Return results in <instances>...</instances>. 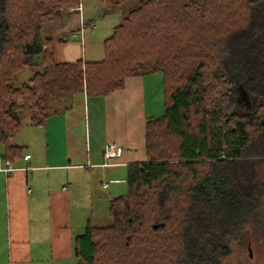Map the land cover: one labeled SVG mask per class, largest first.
<instances>
[{
    "label": "trees",
    "instance_id": "obj_1",
    "mask_svg": "<svg viewBox=\"0 0 264 264\" xmlns=\"http://www.w3.org/2000/svg\"><path fill=\"white\" fill-rule=\"evenodd\" d=\"M78 2L0 0L4 157H20L14 137L74 95L161 74L165 111L146 123L148 160L127 168L128 192L109 204L113 224L75 239L76 264H227L248 226L264 222V0H140L121 13L103 60L58 63L42 28Z\"/></svg>",
    "mask_w": 264,
    "mask_h": 264
},
{
    "label": "crops",
    "instance_id": "obj_2",
    "mask_svg": "<svg viewBox=\"0 0 264 264\" xmlns=\"http://www.w3.org/2000/svg\"><path fill=\"white\" fill-rule=\"evenodd\" d=\"M88 26L83 13L44 23L58 63L100 60L101 50L84 47ZM164 111V78L147 74L127 78L106 96L78 93L44 126L23 127L12 142L21 155L9 161L19 170L0 171V264H76L75 239L93 214L87 204L105 202L109 209L113 198L124 195L121 185L112 187L125 184L130 165L147 162L146 123ZM110 142L121 154L114 166L103 167ZM5 152L0 145L6 162Z\"/></svg>",
    "mask_w": 264,
    "mask_h": 264
},
{
    "label": "rangeland",
    "instance_id": "obj_3",
    "mask_svg": "<svg viewBox=\"0 0 264 264\" xmlns=\"http://www.w3.org/2000/svg\"><path fill=\"white\" fill-rule=\"evenodd\" d=\"M140 0H131L125 3L123 6L113 7V1L107 0H82L78 2V6L75 8H69L65 14H77L80 13L78 9L82 7L83 19L86 23L91 24L85 29V43L87 49L90 50L97 48L101 50V58L99 61L104 59V41L111 37L113 30L116 26L121 23V13H128L132 9L138 6ZM114 8V9H113ZM72 11L73 13H68ZM62 18V17H61ZM90 21V22H89ZM91 36V38H90ZM92 36H94L92 38ZM83 38V36H82ZM37 70L36 67H31L21 71L17 77L13 80V84L16 87H20L23 83L27 82ZM13 142V141H12ZM123 188V194L126 195L128 192L127 183H117L112 188L117 187L118 189ZM118 197V196H116ZM103 203V202H102ZM88 203V207L93 208V214L90 211V225L94 227H108L113 224V219L110 216V212L107 204L105 203ZM93 205V206H92ZM242 245L234 247V253L225 260L227 264H264V222L253 223L248 226L247 236ZM249 248H251V254Z\"/></svg>",
    "mask_w": 264,
    "mask_h": 264
},
{
    "label": "built area",
    "instance_id": "obj_4",
    "mask_svg": "<svg viewBox=\"0 0 264 264\" xmlns=\"http://www.w3.org/2000/svg\"><path fill=\"white\" fill-rule=\"evenodd\" d=\"M82 1V0H80ZM82 7H80L78 9V11H80V13L78 14H82ZM68 13H73L72 11H68ZM121 154V149L120 147L115 143V142H110L106 145L105 147V151H104V159L105 162L102 165L103 167H111L114 166V161L117 160L120 157ZM26 160L30 159V155H27L25 157ZM19 170L18 168L14 167L12 163L8 162V161H3L2 157L0 156V171L5 172V173H12ZM24 170L29 171L30 168H24ZM105 187H108L109 184H105Z\"/></svg>",
    "mask_w": 264,
    "mask_h": 264
},
{
    "label": "water",
    "instance_id": "obj_5",
    "mask_svg": "<svg viewBox=\"0 0 264 264\" xmlns=\"http://www.w3.org/2000/svg\"><path fill=\"white\" fill-rule=\"evenodd\" d=\"M249 251H250V255L252 256V254H251V248H249Z\"/></svg>",
    "mask_w": 264,
    "mask_h": 264
}]
</instances>
